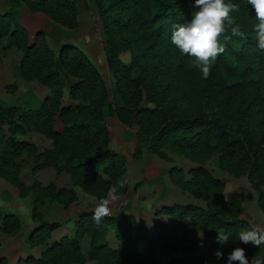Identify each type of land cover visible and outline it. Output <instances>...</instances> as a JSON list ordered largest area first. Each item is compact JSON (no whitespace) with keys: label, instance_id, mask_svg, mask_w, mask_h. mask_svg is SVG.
Wrapping results in <instances>:
<instances>
[{"label":"trees","instance_id":"obj_1","mask_svg":"<svg viewBox=\"0 0 264 264\" xmlns=\"http://www.w3.org/2000/svg\"><path fill=\"white\" fill-rule=\"evenodd\" d=\"M21 1L31 11L45 12L55 24L48 31L50 42L41 30L29 41L26 30L10 12L0 14V36L7 33L10 43L21 51V77L36 80L48 89L36 108L0 106V177L14 185L20 196L31 197L30 218L38 224L29 235L28 244L45 245L38 256H26L14 264H83L86 258L97 264H123L127 259L133 264H160L154 245L173 250L179 246L194 253L197 243L189 235L194 229H202L213 237L219 230L227 234L229 241L222 248L225 259L236 246L245 248L249 259L254 254L264 258V245L257 248L237 239L241 230L252 225L239 216V200L225 198L221 192L223 181L203 166L206 157L215 154L220 169L234 176L245 174L249 181L264 185V52L255 47L251 31L255 14L247 0L231 2L241 6V11L232 15L248 39L233 38L228 42L226 52L216 60L206 80L190 66L191 58L181 55L170 40L173 24L191 20L194 0ZM80 10L96 12L101 19L109 46L108 65L119 100L113 113L121 124L136 125V146L131 156L139 158L144 146L166 160H171L169 153H175L196 163L188 168V178L177 166L168 171L174 184L207 205L183 203L161 208L160 213L181 220L180 237L170 229L162 236L152 233V243L141 249L137 241L147 235L131 214L111 215L96 223L93 210H86L77 215L70 234L47 242L58 223L42 220L37 205L49 198L65 208L75 199V191L72 187H57L51 181L45 185L36 180L24 184L18 177L17 157L26 154L30 156L31 171L51 167L55 172H66L72 185L98 200L105 198L117 181L124 180L126 157L107 145L104 118L109 109L108 91L99 70L72 44L63 42L56 53L53 51V45L62 37H72L71 28ZM125 50L129 59L119 60L118 53ZM134 68L137 73L130 77ZM63 87L73 102L61 103ZM55 116L62 124L59 131L54 128ZM28 131L49 138L50 146L37 150L32 142L18 137ZM125 190L126 183L119 194ZM256 202L264 214V189ZM18 227L14 213H2V231L13 233ZM108 227L121 243L119 249L108 246ZM84 233L90 239L86 254L78 244ZM220 247L215 242L208 249L213 253ZM206 260L207 256L201 253L173 256L167 263L204 264ZM0 264L8 263L0 257Z\"/></svg>","mask_w":264,"mask_h":264},{"label":"rangeland","instance_id":"obj_2","mask_svg":"<svg viewBox=\"0 0 264 264\" xmlns=\"http://www.w3.org/2000/svg\"><path fill=\"white\" fill-rule=\"evenodd\" d=\"M46 4L50 5V3H46ZM50 7L53 8L52 5H50ZM71 29L76 34V38L75 39L73 38V41H75V44L78 45L79 47H77L75 45L74 46L77 47L78 49H80L94 65H95L94 58L96 56L99 57V59L102 62L101 64L104 67L102 71H104V72H100V70L97 68L96 65H95V67L99 70V72H100V74L104 80V83L106 85L107 91H108L107 97H106V103L109 104V109H108L107 115L104 118V124L107 127V129H109L111 131V133L116 135V128L114 127V124H113V123H115L113 108L116 106V104L119 102V100H118V96L116 95V92L114 90L113 74H112V71L108 65V60H109V55H110L109 54V46H108L107 41H106V37H105L104 30L102 27L101 19H100L98 13H96V12L92 13V12H90V10H86V11L80 10L75 15V25ZM46 39H47V41H49L48 37H46ZM50 45H51V43H50ZM56 52L57 51H54V53H56ZM121 52H127V54H128V51H126V50L121 51ZM120 53H118L117 57L119 58V60L124 61V59L119 57ZM127 56L129 58V55H126V57ZM125 61H127V60H125ZM0 63L2 64V62H0ZM4 67L5 66L0 65V86L5 82L4 83L5 86L3 85L2 88H4L6 91H12L14 89L16 90L17 87H16L15 83L11 82L10 84H8V83L6 84V82H7L6 80H8L9 78L3 77V74H5ZM16 70H17V68H16ZM11 71H12V68H11ZM136 73H137V69L134 68L129 72V76L133 77L136 75ZM7 74H10V71H8ZM32 85H33L32 87H34V91L33 92L30 91V93L28 95L25 93L24 90L25 89L31 90V87L29 85L22 86V84H20L19 92L17 93V95L20 94L24 97H22V98L10 97L9 99L1 98V101L6 102V101H17L18 100V101H23V103L27 104V105H33V106L37 105L38 102L42 99L43 95H45L48 92V89H46L47 92L44 94L42 91H40V86H41V88H43L44 85H41V83H37V82L32 83ZM44 87H46V86H44ZM20 91H22V92H20ZM8 93H10V92H8ZM71 102H73V101L69 97L67 88L63 87L62 88L61 103L67 104V103H71ZM141 103L146 104L144 100H142ZM61 126H62L61 122L59 121L57 116H55L54 117V128L57 131H59L61 129ZM2 128L4 131L6 128L5 123L2 124ZM135 129H136V125H132L127 130L128 131L133 130V132H134ZM18 137L22 138V139H27L28 141L32 142L36 146L37 150H41L42 148L50 146V144H51V141L49 138L45 137L43 134L38 133V132L28 131L25 134L19 135ZM115 137H116V139L118 138L117 135L114 136V138ZM107 145H108V143H107ZM124 146H122V148H124ZM124 149H125L124 151H126V153H127V158H129L128 160H131V159L136 160L139 158H141V160L135 161V165H133V166H132V163L128 161V167H129L128 169H131L133 176H132V178L130 177L131 179L128 178L130 183L126 182V190H125V192L120 194L121 200H119V201H117L111 205L112 215L119 217V216H122L124 214H131L133 220L139 226L140 230L144 234L147 235L146 239L137 241V247L142 249L145 246H147L148 244L152 243V233H157V234L159 233L160 234V229L157 230L159 232L156 231V228H152V227H149L148 229H146L144 225L138 224V222L136 221V217H137V219L140 220L139 217L143 216L144 222L148 221L147 223L149 224V222H150L149 216L151 215V213L153 212V210L155 208L154 205L156 204V202H158V200L164 201L163 198L166 197V194H165V196H163L162 192H161V186L163 185L164 178H166V177H165V175H163L161 178L159 177L157 182L152 183V180H151L148 183L147 181L150 179H145L147 176L144 173H146L150 176L149 173L152 171L150 170V168H145L144 163L146 162L147 158L145 157V161H144V155L142 157V147L140 149L141 153H140L139 158L131 157L130 156L131 153L129 155L128 150L126 148H124ZM165 152H167L166 149H165ZM169 155L171 157V160H168V161L173 163L172 165H174V162H175L176 166L182 169V173H183L184 178H188L189 177V174L187 172L188 168L191 167L192 165H195L196 163L191 161V160L189 161V159L183 157V155H181V154L169 153ZM29 157L30 156H27L26 154H21L17 157V161L20 163V167H19V171H18V177H19L21 182H23L24 184H28V183L32 182L33 180H36L41 185H45V184H47L48 181H51L57 187H59V185H61V184L66 183L64 176H63V174L65 172H63V171L55 172V170L51 167H43V168H38L35 171H31L32 163H31ZM203 166L210 172L211 175H214L223 181L224 185H223L221 192L225 198L230 199V198L235 197L239 200V202H240L239 216L241 218L246 220L251 225L256 224V223H260V224L264 225V214L259 209V207L257 206V202H256V199H257L259 192L264 189L263 184L259 183L256 180L249 181L246 178L245 174H240L238 176H234L231 173H229L223 169H220L217 166L215 154H211L208 157H206V159L203 162ZM142 170H143V172H142ZM14 188H15V186H14ZM15 189L17 192V188H15ZM107 194H108V192L106 193L105 198H107ZM22 197L23 196H20V198H22ZM20 198L17 197V200H16L17 204L14 208L13 207L12 208L14 209L13 213L15 215L16 214L18 215V216L17 215L16 216L19 217V221H21V224L26 229V224H28L32 220L30 218V209H31V205H32L31 197L29 195H25L23 197L24 199L22 198V200H21ZM197 198L198 197H196V201L198 203H200V205L202 204L203 207H207V205L205 204L206 202L203 199H200V198L197 199ZM43 201H44V199H43ZM98 201L99 200L95 197H86L81 201L82 206H81L79 211H77L76 208H72V207L69 209L70 212L73 213L70 215H67L68 213L65 212L66 207L61 208V203L57 202L55 200L45 199L44 202L37 205V210L39 211L42 220L54 221L56 223H60V222L63 223V222H65V219H66L65 217L71 216V215H76L75 214L76 211H77V213H80V212L86 211V210H93ZM144 204L151 205L150 206L151 209L150 210L147 209V211L144 210ZM133 208L135 210H137V213ZM146 212H148V213H146ZM133 214L135 216H133ZM76 217H77V215H76ZM76 217L73 220H75ZM37 224H38V222H36V225ZM73 226L74 225L70 226L68 234H70L73 231ZM141 226H143L144 228ZM217 232H220V230ZM106 235L108 236V239L106 238ZM207 237H211L213 240L210 244H214L216 242L215 241L216 236H214V237L213 236H207ZM105 239H106V242H107L109 247H111V248H115L118 246L121 247V243H119V241L116 240V238L114 236L113 229L111 227L107 228V230L105 232ZM89 240H90L89 236L86 233H84L82 236H80L79 241H78V244L81 241V248L85 252V254L87 253V251L89 249ZM79 248H80V246H79ZM171 257H173V256H171ZM207 261H208V258H207ZM92 264H95V263L93 262ZM123 264H132V262L130 259H127V261H124ZM209 264H222V263L213 261Z\"/></svg>","mask_w":264,"mask_h":264},{"label":"crops","instance_id":"obj_3","mask_svg":"<svg viewBox=\"0 0 264 264\" xmlns=\"http://www.w3.org/2000/svg\"><path fill=\"white\" fill-rule=\"evenodd\" d=\"M12 2H13V5L11 4ZM5 12H10V14L13 16L14 20L26 30L27 38L29 41L32 39L34 33L37 30L43 31V33L45 34V37H48V31L55 24V22L45 12H43L41 10L31 11L24 4V2H22L21 0H0V14H3ZM63 28H65V27L63 26ZM73 38L74 39L76 38V34L74 31H73L72 37H66V38L62 37L58 41V44L53 45V50L58 51L59 44H61L63 42H66V43H69V44H72V45L79 47L78 45L75 44V41H73ZM126 55H129V54H127V52H121L119 54V57L124 59V61H125V60L129 59L128 56L126 57ZM20 58H21V51L16 46H14L13 44L10 43V38H9L8 34L6 33V34L0 36V62H2V64L0 63V65L5 66L4 67L5 74H3V77L9 78L8 80H6L7 81L6 84L7 83L10 84L12 82V83H15L16 87H17L16 90L14 89L12 91H6L4 88H2V86L4 85L5 82L0 86V106L4 107V106H8V105H20V106H24L27 108H36V106L39 104V102L41 100L35 106L24 104L23 101H18V100L17 101H6V102L1 101V98L9 99L10 97H12V98L24 97L20 94L17 95V93L19 92L20 84H22V86L29 85L31 87V90L30 89L24 90L27 95L30 93V91H32V92L34 91V87H32L33 86L32 83H36L37 81L36 80H24L21 77L20 69H19ZM94 60H95L94 63L97 66V68L100 70V72H104V71H102L104 67L101 64L102 62L99 59V57L96 56L94 58ZM11 68H12V71H11ZM16 68H17V70H16ZM8 71H10V74H7ZM37 83H39V82H37ZM46 89H47L46 87L43 86V88H41V86H40V91H42L44 94L47 92ZM8 92H10V93H8ZM20 92H22V91H20ZM114 119H115L114 120L115 123H113V124H114V127L116 128V135L118 138L117 139H116V137L114 138V136H116V135L111 133V131L108 129L109 131H108L107 143H108L109 148H111L115 151L121 152L125 155L126 159H125V163H124V165H125L124 180L127 183H130L129 179L132 178L133 174L131 172V169H128L129 168L128 167V161L131 162L132 166H133V165H135V161H137V160L139 161V160H141V158L136 159V160H133V159L128 160L129 158H127V153H126V151H124L125 150L124 148H126L128 150L129 155H130V153H132L134 147L136 146V141L134 138V132H133V130L128 131L127 129L129 127L118 122L116 120L115 116H114ZM122 146H124V148H122ZM143 155H144V161H145V157L147 158L146 162L144 163L145 168H150V170L152 171L149 173L150 176L148 174L144 173L147 176L145 179H150L147 181L148 183L151 180H152V183H154V182L158 181L159 177L161 178L163 175H165L166 178H164L163 185L161 186V192H162L163 196H165V194H166V197L163 198L164 201L158 200V202H156V204L154 205L155 208H154L153 212L151 213V215L149 216L150 217L149 224L147 223L148 221L144 222L143 216L139 217L141 221L139 219H137V217H136V221L138 222L139 225H144L146 229H148L149 227L156 228V231L160 229V234L158 233V235H160V236L163 235V233L166 229H170V230L176 231L178 236L180 237L181 233L183 231V226H182L181 220L177 219V218H172L170 215L160 213L161 208L170 207V206H173L175 204L195 203V204L200 205V203H198L196 201V197H194L188 191L178 187L176 184H174L170 180V177L168 176L169 175L168 170L172 166H176L175 162H174V165H172L173 163L169 162L166 159L158 157L156 154L150 152V150L147 149L146 147H142V157H143ZM143 170H142V172H143ZM63 176H64L66 183L61 184L59 186L72 187L73 190L75 191V195H76L75 199L72 200L67 205V207L65 209V212L68 213L67 215H70V214H73L69 210L71 207L76 208V210L79 211L81 206H82L81 201L86 197H94V196L86 193L79 186L72 185L70 182L69 175L66 172L63 174ZM0 179H1L0 180V220H1L3 212H12L13 213V211H14L13 208L17 204V202H16L17 197L20 198V196L18 194V190L16 192V189H15L16 187L14 188V186L11 183L4 180L3 178L0 177ZM22 198H20V199L22 200ZM45 199L51 200L49 198H44V201H45ZM197 199H199V198H197ZM150 206L151 205L144 204V210H146V211H147V209L150 210L151 209ZM61 208H63L62 204H61ZM77 211L75 213L76 215L79 214V213H77ZM135 211L137 213V210H135ZM146 213H148V212H146ZM134 214H133V216L136 215V214L135 215ZM76 215H71V216H67V217L64 216L66 218V219L64 218L65 222L58 223V225L50 232V236H49L47 242L57 240L63 234H68L69 228L71 225H73V221H74L73 219L76 217ZM18 220H19V217H18ZM35 226H36V221L31 220L28 224H26V229H25V227H23V225L21 224V221H19L18 230L13 232V233H6L0 229V257H3L8 264H14L18 260L23 259L26 256H34V257L38 256L45 245L44 244H38V245L30 246L28 244V237H29L31 231L34 229ZM141 227H143V226H141ZM157 232H159V231H157ZM199 234L203 235V237H204V247L203 248L198 247V244L200 243ZM189 235L194 237L196 240V243H197V248H196L194 253L189 252L187 250H184L179 246L173 250L168 246L155 245L154 246V254L159 259L160 264H168L167 261H168V259H170L171 256L192 255V254H201V253H204L207 255L208 264L213 262V261L225 264L226 259L217 261L215 259V257L212 255V253L209 251L208 245L213 240L211 237L206 236V232L204 230L194 229L193 231H191L189 233ZM106 238L108 239L107 235H106ZM79 246H80L81 252L83 254H85V252L81 248V241L79 243ZM115 248L119 249L120 246L115 247ZM93 262L95 264H97L95 260L86 258L83 264H92Z\"/></svg>","mask_w":264,"mask_h":264},{"label":"clouds","instance_id":"obj_4","mask_svg":"<svg viewBox=\"0 0 264 264\" xmlns=\"http://www.w3.org/2000/svg\"><path fill=\"white\" fill-rule=\"evenodd\" d=\"M251 6V12L255 15L256 23L251 27L254 33L255 47L264 52V0H247ZM192 18L187 23L172 25L171 43L179 50L181 55L191 58L190 66L198 70L202 79H208L213 65L219 56L227 50V43L233 38L247 40L248 36L232 15L241 11L239 3L231 0H194ZM126 181L119 180L112 185L107 198H101L93 209L92 218L96 223L112 215L111 205L121 200L120 189L124 188ZM198 247H204V237L199 234ZM239 242L259 248L264 245V225L253 224L250 229L241 230L238 233ZM215 241L221 247L214 250L212 255L217 261L225 260L222 251L229 241V236L223 231L217 232ZM204 264H208L206 260ZM225 264H264V258L253 255L247 256L246 249L236 246L227 253Z\"/></svg>","mask_w":264,"mask_h":264}]
</instances>
